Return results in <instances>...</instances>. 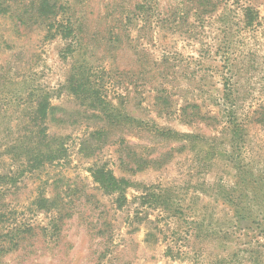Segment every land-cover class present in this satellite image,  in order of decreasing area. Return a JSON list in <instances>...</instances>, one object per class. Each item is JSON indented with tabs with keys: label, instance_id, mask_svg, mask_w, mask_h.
Listing matches in <instances>:
<instances>
[{
	"label": "rangeland",
	"instance_id": "rangeland-1",
	"mask_svg": "<svg viewBox=\"0 0 264 264\" xmlns=\"http://www.w3.org/2000/svg\"><path fill=\"white\" fill-rule=\"evenodd\" d=\"M42 94L67 152L22 173ZM0 169V264H264V0H0Z\"/></svg>",
	"mask_w": 264,
	"mask_h": 264
},
{
	"label": "trees",
	"instance_id": "trees-1",
	"mask_svg": "<svg viewBox=\"0 0 264 264\" xmlns=\"http://www.w3.org/2000/svg\"><path fill=\"white\" fill-rule=\"evenodd\" d=\"M41 7V6H40ZM38 8L36 10V16L37 18L42 16V15H47L49 12H53L50 8L43 7ZM49 7V6H48ZM3 11H7V9H1ZM35 19V18H33ZM32 19V20H33ZM31 20V21H32ZM24 27L29 29L31 26L34 24V22L28 23L24 22ZM71 28V27H70ZM69 27H66V29L70 30ZM78 40H80L78 38ZM81 86V84H79ZM95 87H92L94 89ZM157 99L161 102H157L155 104L159 105L158 113L165 112L164 110H168V106L166 105V99L162 95H158ZM32 105V118L31 124L36 127L35 135L33 134L31 137V141L25 145V141H21L18 146L11 145L9 149H5L6 153L11 154V160L13 163L18 165V170L21 171L22 173L25 172L26 168L30 166V162L32 165L40 166L42 165L44 167L45 164H53L55 162L60 161L62 159L66 152L67 149H65V146L63 143H54L55 138L54 137H49L47 134V129L43 125L44 121L51 115H54V112L59 109L58 107H55L54 105L51 104L50 99L48 97H44L42 95H37L35 101H33ZM108 102H106L107 104ZM164 103V106H163ZM162 106L164 109H162ZM108 110H112L108 109ZM108 110H105L104 114H106V120L109 125H114L115 123H118L120 120H115L112 116V113H108ZM184 111V108H183ZM130 118L134 119V116L128 113ZM98 119L100 115H93ZM94 117L86 116L85 119L89 120ZM101 119V118H99ZM100 130H98V133ZM96 133V132H95ZM101 135V133H99ZM94 133H93V136ZM107 135L106 133L103 135V138H106ZM19 142V141H18ZM17 142V143H18ZM55 144V145H54ZM87 144V146H86ZM92 143H84L83 148L87 149H97L99 147H92ZM89 146V147H88ZM24 155L28 157V160L23 159ZM1 170V169H0ZM95 178L101 182L103 187L107 190H113V188L117 185L118 181L114 179L113 177L106 179V174H104V171H98L95 174ZM16 172L12 171L11 169H8L7 171H0V224H3L5 222H8L10 220V213L7 211V202L5 201V191L7 188H9L10 183H16ZM37 203L41 208H46L47 210H57V214L62 213L61 206H63L64 201L58 196L56 197H48L46 194L43 192H40V194L36 198ZM65 206V204H64ZM60 217V222H61ZM6 229L0 230V243L3 241H6V237L10 236L11 234L15 233L14 235H18L15 239V241L12 245V247L17 246L21 240L24 239V233H26L30 228L24 227L23 224L15 223L14 225H7L5 226ZM13 239V238H12ZM9 240V244L13 242V240ZM0 250H3L2 248Z\"/></svg>",
	"mask_w": 264,
	"mask_h": 264
}]
</instances>
